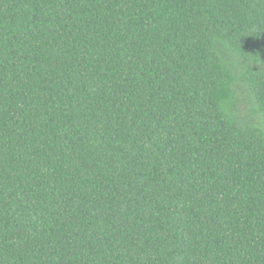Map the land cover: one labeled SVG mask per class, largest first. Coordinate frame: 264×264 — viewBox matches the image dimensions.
Here are the masks:
<instances>
[{"label": "trees", "instance_id": "16d2710c", "mask_svg": "<svg viewBox=\"0 0 264 264\" xmlns=\"http://www.w3.org/2000/svg\"><path fill=\"white\" fill-rule=\"evenodd\" d=\"M0 264H264V0H0Z\"/></svg>", "mask_w": 264, "mask_h": 264}]
</instances>
